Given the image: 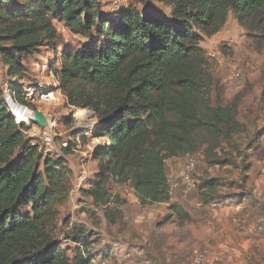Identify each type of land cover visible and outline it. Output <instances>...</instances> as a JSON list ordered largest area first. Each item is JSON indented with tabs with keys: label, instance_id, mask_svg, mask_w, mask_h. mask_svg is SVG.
Here are the masks:
<instances>
[{
	"label": "trees",
	"instance_id": "obj_1",
	"mask_svg": "<svg viewBox=\"0 0 264 264\" xmlns=\"http://www.w3.org/2000/svg\"><path fill=\"white\" fill-rule=\"evenodd\" d=\"M8 1L0 0V57L7 75L24 77L23 56L42 44L56 49L67 104L94 112L107 137L93 155L99 168L82 189L84 197L107 205L114 181L130 184L143 205L169 202L166 161L192 154L202 132L217 144L233 139L237 105L226 101L215 60L200 42L218 33L230 13L245 27L257 15L264 18V0H137L167 5L176 24L134 5L110 18L100 11L103 0H18L11 9ZM58 20L72 34L95 39L59 53ZM10 90L27 103L21 91ZM27 128L0 92V264H88L81 251L73 259L67 254L57 232L73 171L64 156L42 153ZM170 209L190 218L178 204ZM78 243L87 246L85 237Z\"/></svg>",
	"mask_w": 264,
	"mask_h": 264
},
{
	"label": "rangeland",
	"instance_id": "obj_2",
	"mask_svg": "<svg viewBox=\"0 0 264 264\" xmlns=\"http://www.w3.org/2000/svg\"><path fill=\"white\" fill-rule=\"evenodd\" d=\"M18 3L11 0L5 6L11 9ZM129 5L177 23L172 9L162 3L149 6L137 0H103L100 11L113 18ZM55 24L59 53L95 39L72 34L63 21ZM200 45L215 60L226 101L237 105L236 131L232 140L222 139L219 144L199 133L192 154L166 161L171 200L147 205L130 184L114 181L110 184L112 201L107 205L83 196L82 189L99 168L93 155L108 140L97 129L96 116L67 104L58 80L56 49L44 43L33 55H24V77L7 75L0 57V92L10 112L6 96L14 87L23 93L27 103L21 104L27 110L48 118L41 126L32 117L29 122L26 118L18 121L13 114L27 124L26 135L45 155L64 156L73 171V190L59 206L57 227L72 259L81 251L88 264H264V18L257 15L245 27L230 13L223 28L203 37ZM51 90L59 99L42 98L44 91ZM11 99L16 100L12 95ZM68 143L74 147L64 155ZM189 156L194 165L189 164ZM211 179L218 184L205 186ZM173 203L190 218L173 214ZM81 237L87 246L78 243Z\"/></svg>",
	"mask_w": 264,
	"mask_h": 264
},
{
	"label": "bare ground",
	"instance_id": "obj_3",
	"mask_svg": "<svg viewBox=\"0 0 264 264\" xmlns=\"http://www.w3.org/2000/svg\"><path fill=\"white\" fill-rule=\"evenodd\" d=\"M10 108L12 113L18 118V120L22 121L23 119L28 120L31 117L36 116V112L27 110V106L19 103L14 99H10Z\"/></svg>",
	"mask_w": 264,
	"mask_h": 264
},
{
	"label": "built area",
	"instance_id": "obj_4",
	"mask_svg": "<svg viewBox=\"0 0 264 264\" xmlns=\"http://www.w3.org/2000/svg\"><path fill=\"white\" fill-rule=\"evenodd\" d=\"M56 96H57V93H55L54 90H51V91H44V92L42 93V98H43V99H46V100H48V101H49V100H56V99H59V98H57ZM10 99H11V95H10V93H8L7 96H6V100H7V101H10ZM18 121H19V120H18ZM26 121L29 122V120H26ZM188 155H189V154H188ZM188 161H189V164H190V165H194V158H193L192 156H189ZM187 181L189 182V177H187Z\"/></svg>",
	"mask_w": 264,
	"mask_h": 264
},
{
	"label": "water",
	"instance_id": "obj_5",
	"mask_svg": "<svg viewBox=\"0 0 264 264\" xmlns=\"http://www.w3.org/2000/svg\"><path fill=\"white\" fill-rule=\"evenodd\" d=\"M89 113L92 115V116H95L94 112L92 111H89ZM13 114V113H12ZM36 116L35 117H32L34 118L33 120L37 121V123H39L41 126L45 125L47 122H48V118L46 116H44V114H42L41 112H36Z\"/></svg>",
	"mask_w": 264,
	"mask_h": 264
}]
</instances>
